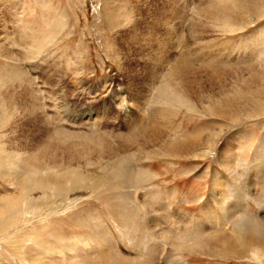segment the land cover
Instances as JSON below:
<instances>
[{
    "label": "bare ground",
    "instance_id": "1",
    "mask_svg": "<svg viewBox=\"0 0 264 264\" xmlns=\"http://www.w3.org/2000/svg\"><path fill=\"white\" fill-rule=\"evenodd\" d=\"M16 1L18 0H0V2H6L10 10L15 9ZM144 1L147 2V0ZM158 1L153 5L156 6L157 11L165 13L167 19L164 25L169 28V33L167 39L162 43L159 44L161 40H158L157 44L155 43L156 50L128 30L124 20L116 14L110 5L106 4L104 15L115 38L123 43L122 53L120 52L124 63L122 64L127 78L132 83L131 86L134 87L133 96L119 90V95L113 96L111 103L118 106L128 99L130 106L140 109L143 113L146 106L151 104L153 99H151V93L157 91L154 104L160 101L167 107L177 106L191 115L204 117L214 125L212 128H203L204 130L197 131L194 128L190 133L184 134V131L180 130V126L172 132L171 125H159L161 121L158 122L161 118L166 119L168 109L162 110L157 106L151 108L147 117L142 114L133 123L131 122L132 124L127 123L125 134L100 132L98 129L100 123L97 124L99 120H96L98 117L94 111L82 113L79 117L81 123L96 127V130L93 129L89 135L70 133L63 129L60 130V128L51 130L34 106L33 101L39 95L33 88L30 77L17 63L6 64L1 61L4 59L14 60L15 56L0 47V90L15 86L25 88L26 99L22 94L19 95V98L23 102L22 107L28 111L29 120L27 121L30 124L27 126L35 130L30 135V133L27 134L29 130L26 129L18 137L19 121L16 120V111H13L12 108L8 109L5 104L0 102V174L18 190L16 197L0 200V233L5 232V229H9L13 225L17 226L18 223H21L20 221L29 222L28 219L32 218L30 206L39 208L45 203L60 201V204L54 205L56 210L61 209L62 205L64 208V204L71 205L73 203L72 195L76 192H87L90 188L91 175L89 178L79 170L85 168L86 171V168H93L106 175L105 177L110 181V185H107L109 186L107 193L105 192L107 206L122 225L124 244H127L131 253L137 256L136 259H129L118 255L112 245L105 241L103 229L101 230V227L95 224L101 245L94 252L90 249L92 255H89L86 249L83 250L86 248L85 246L94 241L92 236L70 237L66 239L69 240V244L65 248H51L53 251L55 250L56 261L39 262V264H158V261L161 260L159 259L161 238L159 239L150 229L155 221L150 223L149 220H144L145 215L148 214L147 209L155 212L152 209L155 208L157 202L153 195L151 197L149 194L146 195L142 203L132 200L134 187L142 186L155 175L144 167L134 164L136 156H144L146 159L149 156H158L168 160L198 161L205 160L215 154V163L227 177L233 182L240 177L236 169L238 166L237 160H235L236 149L231 146V141L235 136L241 137V139L244 137L243 133L239 131L241 127L247 128L248 125H258L264 121V0H226V4L219 3L217 6L209 2H203L204 4L201 2L202 5H198L195 9L198 23L191 24L189 29L191 39L195 43L194 46L202 44L203 35L208 32L235 35L244 33L251 27L257 28V36L255 40L253 39L256 48L255 54H257L255 56L253 54V58L247 59L246 65L241 68L228 64L218 65L216 68L212 63L211 65L198 64L197 62L200 61L198 53L192 51L191 45L183 43L182 31L179 25L174 24L176 20L181 23L187 19L186 13L190 3L186 0ZM260 23L262 25L258 27ZM143 36L142 38H147L145 34ZM37 46L32 43L26 54L27 59L38 58L41 50ZM176 49L180 50L177 56L173 54ZM123 112L124 116L128 117L130 115L129 106L124 105ZM13 120L18 121L17 124H14ZM10 124H12L11 127H9ZM258 154L264 155V132L258 146ZM243 171L245 172L246 169L243 168ZM223 180L224 178L214 169L211 175L213 200L203 203V210L209 212L211 216L207 217L202 211L201 217L203 216V219L213 224L215 236H212L215 240L218 234L222 235L220 232L225 229H219V227L217 229V224L231 227L230 233L234 235L232 239L234 248L231 247L233 249L228 251L229 253L235 254L238 246L243 251L264 257V221L247 215L242 210L238 199L230 195L231 192L227 190L228 186ZM151 191L153 190L151 189ZM36 200L39 205H37L38 202L35 203ZM215 205L221 211L222 221H220L222 218H215L211 214L215 211L213 210ZM54 209L49 213H54ZM163 209L164 212L170 213L169 209ZM171 213L173 217L181 220L180 222L188 219L181 212L172 211ZM92 219L94 218L88 216L87 220L91 222ZM159 220L155 222L158 226ZM194 221L200 223L198 219ZM189 222H184V225L189 227L187 226ZM193 231L196 232V229ZM197 234L198 239L170 236L168 243L171 250L180 252L183 248L196 247L198 240L208 236L209 231L203 232L201 229H197ZM205 249L207 250L209 247ZM181 253L178 254V259L184 261L181 259ZM171 256L169 253L165 257V261L169 264H173ZM36 261L38 262V260Z\"/></svg>",
    "mask_w": 264,
    "mask_h": 264
},
{
    "label": "rangeland",
    "instance_id": "2",
    "mask_svg": "<svg viewBox=\"0 0 264 264\" xmlns=\"http://www.w3.org/2000/svg\"><path fill=\"white\" fill-rule=\"evenodd\" d=\"M19 1H16L15 9L12 10L9 9L6 2H0V47L15 56L14 60L4 59L1 61L6 64L17 63L25 74L30 77L33 88L39 95L33 101L34 106L39 114L41 113L51 130L60 128V130L63 129V131L70 133L89 135L96 127L93 128L88 124L81 123L79 117L82 113L94 111L98 117L96 120H99L97 124L100 123L99 126L97 125L100 132L125 134L127 123H133L142 114L147 117V113L157 106L162 110L168 109L166 119L161 118L158 122L161 121L159 125H171L172 132L180 126V130L184 131V134L190 133L194 128L197 131L214 126L206 118L191 115L177 106L173 109L163 105L160 101L154 104L157 91L151 93L152 105L146 106L147 109L145 108L143 113L140 109L130 106L128 99L118 106L111 103L112 97L119 95V90L133 96L134 87L131 86L132 83L124 71V63L120 54V52L122 53L123 43L115 38L104 15L106 4L110 5L116 14L124 20L128 26L127 28H129L128 30L156 50V42L161 40L159 44L162 43L167 39L169 33V28L164 25L167 19L165 13L157 11L156 6L153 5L155 2H159L158 0H147V2L144 0ZM186 1L190 3L186 13L187 19L181 23L176 20L174 24L179 25L182 31L181 39L184 41L183 43L188 46L191 45L192 51L198 53L201 61L197 62L198 64L211 65L212 63L215 68L218 65L228 64L241 68V66L246 65L247 59L253 58L252 55L257 54H255L256 48L253 43V39L255 40L257 36L256 27H251L244 33L235 35H220L208 32L203 35L202 44L194 46L195 43L191 39L189 29L191 24L198 23V17L195 15L196 7L202 5L201 2H209L214 6L219 3L226 4L227 2L226 0ZM161 18L163 19L161 20ZM261 25L260 23L258 27ZM144 34L147 38H142ZM246 38L248 39L244 42ZM250 41L252 42L250 43ZM32 43L38 45L37 47L41 51L37 56L38 58L30 60L27 59L26 54ZM164 45L166 44L164 43ZM179 53L180 50L178 49L173 52L175 56ZM24 89L15 86L0 90V102L17 113V119H15L19 122L16 120H13V122L19 124L18 137L26 129L29 130L27 134L30 133L31 135L32 132H35L34 128H28L27 126V124H30L27 121L29 120L28 111H25L22 107L23 102L19 98V95L22 94L26 99ZM124 105L130 108L128 117L124 116ZM145 116L144 120L146 119ZM261 123L248 125V129L241 127L239 131L244 135L243 140L241 137L235 136L231 141V146L237 151V153L235 151V160L238 161H236L238 165L236 169L238 175H240L235 182L227 177L215 163V154L205 160L198 161L168 160L158 156H149L148 159L144 156L135 157L134 164L144 167L155 175L154 178H151L152 180L150 179L142 186L134 187L132 200L134 199L133 202L142 203L146 195L149 194L151 197L153 195L154 200L157 202V207L155 204L153 205L155 208L152 207L155 212L153 211V213L150 209H147L148 214L145 215L144 220H149L151 223L152 221L158 222L157 220L161 219L159 220V226L154 222L150 227L159 239L161 238L160 244L162 245L159 247L161 249L159 259L161 260L158 261V264H169L165 261V257L169 253L172 255L173 264H264L263 256H256L252 252L243 251L238 246L235 254L229 253L228 251L234 248V241L232 240L234 235L230 233L231 227L217 224V229L218 227L219 229H225L220 232L222 235L218 234L215 240L213 238L215 236L213 224L203 219V216L201 217L202 211L207 217L211 216L209 212L203 210V203L213 200L211 175L212 171L216 169L219 175L224 178L228 186L227 190L231 192L230 195L238 199L243 208L242 210L252 218H260L264 221V155L258 154V146L264 132V121ZM11 126L12 124L9 127ZM243 168L246 169L245 172ZM79 171L89 176V178L91 175L90 183L88 182L90 188L87 192H76L72 195L71 201L73 203L71 205L64 204L67 205V208L64 206V209L62 205L61 209L56 210L54 205L56 203L60 204V201L45 203L39 208H31L30 206L32 218L28 219L29 222L20 221L21 223H18L17 226L13 225L9 229H5V232L0 233V264H36V260L39 264V262L56 261L55 250L53 251L51 248H65L69 244V240L66 239L70 237L92 236L94 241L85 246L86 248L83 247V250L86 249L88 254L92 255V252L98 250L101 245V240H99L95 230V224H98L101 230L103 229L105 241L112 245L118 255L129 259L137 258L129 250L130 247L124 244L122 225L107 206L105 192L107 193L109 187L107 185H110V181L105 177L106 175L93 168H86V171L85 168H82ZM1 175L0 200L7 199V197H16L18 190ZM137 203L134 204L139 205ZM37 205H39V202ZM40 205L42 204L40 203ZM163 208L169 209L170 213L172 211L181 212L188 219L180 222L181 220L179 221L176 217H173L172 213L164 212ZM53 209L55 212L50 214L49 212ZM213 210L215 211L211 212L212 216L222 218L220 220L222 221L223 217L219 207L215 205ZM45 213L48 215L46 216ZM88 216L94 219L90 222L87 220ZM195 219L200 220V223H196ZM187 221H190L187 224L190 228L184 225V222ZM182 229L184 230L182 231ZM194 229H196V232L193 231ZM197 229H201L203 232L209 231L211 237L208 235L199 239L198 246H194V249L183 248L180 252L171 250L168 243L170 236L174 238H178V236L184 238L183 236H186L190 239H198ZM39 244L42 245L43 250ZM203 245L205 247H202ZM206 247H209V249L206 250ZM45 248L46 250H44ZM179 253L182 254L181 259L184 261L178 259Z\"/></svg>",
    "mask_w": 264,
    "mask_h": 264
}]
</instances>
